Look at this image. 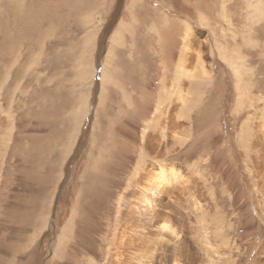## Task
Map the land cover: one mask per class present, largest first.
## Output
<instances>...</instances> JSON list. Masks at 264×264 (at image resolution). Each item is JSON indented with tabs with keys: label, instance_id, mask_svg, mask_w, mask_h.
<instances>
[{
	"label": "rangeland",
	"instance_id": "rangeland-1",
	"mask_svg": "<svg viewBox=\"0 0 264 264\" xmlns=\"http://www.w3.org/2000/svg\"><path fill=\"white\" fill-rule=\"evenodd\" d=\"M257 1L19 0L14 20L0 0V264H106L159 165L180 181L147 228L176 234L151 264H264ZM188 39L200 79L176 71ZM173 83L191 93L180 118Z\"/></svg>",
	"mask_w": 264,
	"mask_h": 264
},
{
	"label": "bare ground",
	"instance_id": "bare-ground-1",
	"mask_svg": "<svg viewBox=\"0 0 264 264\" xmlns=\"http://www.w3.org/2000/svg\"><path fill=\"white\" fill-rule=\"evenodd\" d=\"M4 5H5V15L8 14L14 20L15 19L21 20L23 18L26 19V17L29 15L27 12L30 10V6L27 5L26 9L24 10L23 9L24 7L22 4L19 3V0H5ZM253 10H260L262 13V7L257 0H255V6H253ZM254 13H255L254 14L255 17L258 16L260 18L262 15L258 11H255ZM121 40H122V38L119 34L117 35V38L115 37L113 39V41L119 45L121 43ZM190 42L191 41L188 39V41L183 44L182 52H181V55H180L179 60H178V65L179 64H185L186 66L180 65L178 67V65H177L176 71H177L178 75H180L182 77H184L185 75H189L191 73L190 77H192L193 74H197L198 78H199V77H202L204 75V72L200 68L199 62H197L196 65L192 67V70H189V64H188L189 53H191L193 51ZM193 42H194V40H193ZM196 56H197V51H194L193 59H195L197 61ZM189 63H190V61H189ZM103 78H106V75H104ZM195 79H197V76L195 77ZM161 85H163V88L165 87L164 81L161 82ZM185 85L190 86V84H185ZM236 87H237V85H236ZM171 93H172V95L169 98V100L164 102L163 104L166 106H170L172 104H175V105L179 104L180 109L177 110L176 116L178 118H180L181 114H182V109L184 108L185 104L188 101H190V96H191L190 90L189 91L187 90L188 96L184 95L181 92V88H180L179 84L173 83ZM237 97L238 98H237L236 102L238 103V102H240V96H237ZM261 111L263 112V110H261ZM262 117H264V115ZM172 123H173V121H172ZM165 128L167 129V127H165ZM258 129L261 133L262 139L264 140V124H260ZM168 131H170V130H168ZM159 153H161V152H159ZM159 168H160V170L158 173H156V174L151 173L150 175L146 176V177L152 178L150 180L147 188H145V186H144L147 178H143L145 180H142V178H139L140 182L142 181V183H143L141 185H138L139 181L137 179V186L136 187L139 189V192L138 193L134 192V195H138L140 193L139 199H141V206L139 207V209L143 210L144 213L140 218L135 219V221H136L135 223L134 222L129 223L128 221L126 222V226L123 227L122 231L119 233V237L116 239V245H115L116 253L114 252L115 255H114L113 259L110 261H106V264H151L150 263L151 257L156 255L155 254L156 251L160 248L158 245L159 244L161 245V242H158L159 235L162 233L163 234L165 233L168 235H174L175 236L176 233H175V229L173 227L174 225L172 224L171 220H169L170 218L168 219L166 217V219H164V214L166 211H164V214H163L164 221H162L160 224L156 223V224H158V226L154 227V229L156 228L155 232H151V231L149 232L148 230L150 228H147L148 227L147 224L151 223L150 222L152 219L151 216L155 213L153 210L154 202L157 200H160V199H163V200L168 199L169 200L170 198H172L174 195H172L169 192V190L171 188H173L176 191V184H178L180 181V176L176 170H174L172 168L169 170H164L161 165H159ZM142 175H144V174H142ZM84 186H86L88 188L90 186V183L88 182ZM133 187H135V186L133 185ZM79 195H80L79 196L80 198H77L78 202L76 203V205L79 206V209H82L83 207L87 206L86 205L87 201H85V199L83 198V196L81 194H79ZM137 198H135V199L138 200ZM86 200H88V198H86ZM163 200H161V201H163ZM166 208H165V210H166ZM129 211L132 212L133 215H136V211L132 210L130 208V206H129ZM167 214L168 213H166V215ZM159 215H160V213H159ZM142 218L146 222L145 221L140 222V220ZM132 219L134 220V218H132ZM73 224H75V223L72 220L71 221L72 227H73ZM81 225L83 226V230H86V228H87L86 225L82 224V223H81ZM128 227H130V228H128ZM127 230H128V232H127ZM151 233H154L157 236V239L154 238V240L156 239V241L154 242L153 247L154 246L155 247H154L153 251L149 253L147 250V248L149 246V244H148L149 241L146 242V240H148L149 236H152V235H149ZM137 241H139L141 243V246L139 245L140 247L136 245ZM147 244H148V246H147ZM150 248H152V247H150ZM62 252L64 254V250H62ZM88 264H95V262L94 261H91V262L88 261ZM175 264H177V263H175Z\"/></svg>",
	"mask_w": 264,
	"mask_h": 264
}]
</instances>
